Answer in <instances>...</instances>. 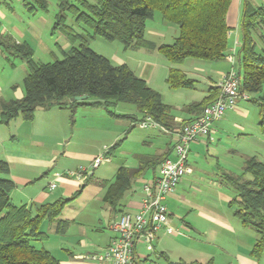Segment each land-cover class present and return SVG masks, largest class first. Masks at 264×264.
<instances>
[{
	"label": "trees",
	"instance_id": "1",
	"mask_svg": "<svg viewBox=\"0 0 264 264\" xmlns=\"http://www.w3.org/2000/svg\"><path fill=\"white\" fill-rule=\"evenodd\" d=\"M233 1L57 0L54 28H60L72 43L70 48L62 49V58L50 62L37 60L29 42L17 41L10 35L0 36V46L24 59L28 66L24 77L25 94L21 98L1 102L0 122L8 124L17 117L33 120L39 107H68L74 114L76 108L84 104L108 107L125 102L134 104L142 116H150L167 130H177L201 114L204 107L219 96L220 88L213 86L202 100L185 104L182 110L193 116L178 123L173 106L164 101L159 90L137 75L127 63L114 64L109 57L95 51L90 38L101 36L119 40L125 48L158 49L170 63L168 85L171 88H193L197 79L189 76L179 65L191 58L216 61L226 57L232 29L227 17ZM27 5L32 11L49 9L48 0H33ZM156 11L161 12L164 21L178 26V34L171 43L158 44L146 36L147 21L155 18ZM263 25L264 6L256 7L245 2L243 42L239 53L240 89L250 94L248 99L259 106L262 124L264 47L259 46L255 32ZM83 94L89 97L74 99ZM110 113L138 120L132 114H117L111 110ZM118 144H113L106 156ZM167 157H151V161H155L151 164L156 166ZM149 158L140 156L144 163L145 159L150 162ZM144 166L120 167L106 200L115 206L121 197L119 194L130 186L133 176L139 174ZM227 181L237 191L230 200V205H236V216L244 226L257 232L254 254L259 255L264 248V161L257 156L246 157L243 173H229ZM14 188L16 183L11 177V166L0 157V264H62L43 246L42 241L47 240L49 234L42 230V223L45 220L56 221L57 232L65 234L71 221L61 218L62 211L79 192L71 197L28 207L13 201L11 191Z\"/></svg>",
	"mask_w": 264,
	"mask_h": 264
},
{
	"label": "crops",
	"instance_id": "2",
	"mask_svg": "<svg viewBox=\"0 0 264 264\" xmlns=\"http://www.w3.org/2000/svg\"><path fill=\"white\" fill-rule=\"evenodd\" d=\"M8 1H10V3ZM16 1H20L22 3L21 5L25 8V11L29 12L34 17L39 16V14H35L36 11H32L28 8L27 4L33 0ZM12 2L13 0H0V36L10 35L17 41H20L17 39L15 34L11 33V29H13L14 24H12L10 28L9 26L4 25L2 22V20L5 18H16V16L13 15L15 14L16 10L12 5ZM245 2H250L256 7L264 6V0L233 1L232 6L228 10L227 20L232 29L229 35V47L227 50V55L224 59L208 61L191 58L179 65L189 76L196 78L198 82H202L206 86L204 90L205 96L208 95L209 89L213 86H216L228 71L233 68L240 70L239 53L243 42L242 19L244 15ZM39 19H42L41 16ZM157 19L164 21L162 17H157ZM162 21L161 25L165 26L166 21ZM33 26L34 21H32V27ZM168 26H170V24ZM170 28H173L174 30L177 28L178 30V26L172 25ZM18 29L17 30L19 31L20 35L24 36L25 33L23 30L20 27ZM162 30L164 31V27L159 28L158 25L149 26L147 21L146 36H160L163 34ZM255 36L259 46L264 47V25L261 26V28H257ZM24 41L29 42L26 39L20 42ZM156 42L158 44L164 43L162 40H158ZM151 50L154 52H159L158 49ZM0 51L2 54L6 55L5 52L7 51L2 46H0ZM230 56H232V59H230ZM168 67L169 73L170 64ZM157 69L158 68L156 67L151 69L149 68L147 69V72H149L151 77H153L154 74L157 73ZM142 77L151 83L150 76L144 74ZM10 89L14 90L12 91ZM24 94L25 89L19 84L15 86H11L5 82L3 83V86L0 84V116L2 101L21 98L24 96ZM89 100L93 101V99ZM246 100L247 101H243V99L240 98L236 106L229 109L224 117L214 124L212 130V139L202 138L191 144L189 161L193 170L191 173L185 175L182 178L176 190L170 193L165 200L170 213L171 230L169 231V227L164 226L153 239L151 248L143 243L137 244L136 250L139 254V264H202L206 261H203L202 258H196L195 255L201 251H207L208 254V251H210L211 248L218 247V244L214 241V239L217 238L218 233H220L221 226L218 224L216 225V223L213 221L208 222V226H200L197 222L192 220L186 221L185 218H182V221L179 222L177 219H175L176 215L174 212L170 210L168 200L170 197L171 199H179V197L182 196L188 202V207L194 206L196 215L198 217L204 218L208 221L213 219L212 215L207 211L211 210V208L203 204H199L200 207L193 205L191 200L186 198V196L182 193H186L185 189L192 190L191 188L194 177L202 176V172L200 171L199 167L200 165L194 166L191 161L199 164L197 160H200L204 154L206 157L207 153H211V150L214 151V149H211V146L214 142L217 144L215 148L216 150L218 146H222L225 143V135L228 134H226V130L223 127V120L231 118L235 119V117L236 119L239 118L246 121L249 120L248 117H250L253 109L251 107L252 105L248 104L250 100ZM106 110L110 112L109 108L103 104H84L78 106L75 110V113L73 114V118L75 116L76 119H74V121L71 120L74 125H72V128L68 130L67 126H69L70 115L72 114L71 109L68 107H39L35 111L33 120H24L22 117H17L8 124L0 122V157L5 158L11 166V177L16 183V188L11 191V196L16 204L33 207L35 205L55 201L62 197H71L76 192L81 193L85 190V186L90 182L89 176H95V168L88 170L87 177L85 179L69 175L67 174V171L78 170L80 167H83V164L78 165V163H92V161L95 159L96 156H94V152L88 154L86 158L84 153H82L80 150L82 146L90 145L95 148L101 147L108 152V149H110V147L113 145L112 144L109 147L106 145V142H103L105 143L104 146L103 143L99 144V136L101 134L103 135V132H109L107 129L103 130L101 125L103 121L106 123L109 120ZM184 113V115L175 114L178 123H181L184 119H189L193 116L192 113ZM122 114H129V112H124ZM130 114L136 116L138 121L145 117L142 116L139 111L138 113L130 112ZM80 120L82 121L79 122ZM85 124H87V126L99 124L100 129H91L92 132L86 131L84 130ZM105 125L108 128L107 123ZM87 126L86 128L88 129ZM235 126L237 129H239L238 131H242L243 135L249 134L248 123L244 124L236 122ZM130 127L131 129L133 128L132 125ZM139 128L148 131V135L146 137H148L149 140L144 139V141L146 143H150L152 149L143 153H135V159L133 160H131L130 157L126 159V156L118 155L119 158H121V162H117L118 164L114 168L113 176L95 177V183L101 185V190L104 191L102 199L110 205L108 207L106 219L103 225L97 226L90 224V226H87L81 221L75 220V218L70 219L62 217V219L70 220L71 225L65 234H60L56 230V221H54L55 223L53 224L52 221L49 220H45L42 223L43 226V224L45 225V223L47 224L48 222L49 226L51 227L50 231L52 232L45 230L42 227V230L49 234V238H51V235H54L60 240L55 248L46 246V240L43 242V246L50 250L57 258H59L62 264H98V260L92 258V256L103 252L112 238L115 236V231L111 226L112 222L115 219H118V217L125 211L135 212L139 209L142 199L145 196V191L143 188L144 184L153 182L155 176L159 172L161 163L153 166L151 163L155 161H151V157H160V159L162 157L163 159L165 155H168L169 157L173 156L174 143L177 138V132L181 128V125L177 130L174 131L164 130L155 126H139ZM84 131L87 132V134H84ZM223 131H225V134H223ZM159 133L163 135V138H156ZM95 134L99 136H96ZM237 136L238 135L236 134L235 137ZM113 137L116 139L118 136L114 134ZM241 150L247 154L246 157L257 156L264 161V154H262L264 152L259 153L246 147ZM114 151L115 150L111 151V153H114ZM111 153L109 154L110 160L106 162L113 161ZM80 155L86 159H77V157ZM142 155L150 157V162H147L146 159L145 163L142 162L140 160V156ZM190 155L193 156L192 160H190ZM211 156H213V154H211ZM71 159L77 161V164L70 165L69 161ZM142 165H145L143 170L139 174L133 176L130 186L121 194H119L121 197L119 198L118 203L113 206L108 200H106L105 197L111 186L115 185L116 175L119 168H139ZM46 175L51 176L50 182H47V180L44 179V176ZM52 183H56L54 188H51L50 186ZM179 186L181 189H179ZM191 249L195 250L196 252L192 253L190 251ZM53 250L59 252V254L56 255ZM249 250L246 248V250L240 251L235 255L229 251H225L228 259L231 257L234 259L231 260L229 264H256V261L252 258V255H250ZM190 255L192 257H189ZM208 258L209 259L207 262L209 264H215V256H210L209 254Z\"/></svg>",
	"mask_w": 264,
	"mask_h": 264
},
{
	"label": "rangeland",
	"instance_id": "3",
	"mask_svg": "<svg viewBox=\"0 0 264 264\" xmlns=\"http://www.w3.org/2000/svg\"><path fill=\"white\" fill-rule=\"evenodd\" d=\"M48 1L49 9L46 11L37 10L35 14H39V16L34 17L29 12L25 11V8L21 5L22 3L20 1L13 0L12 5L16 10L13 15H15L16 18L13 19V17H10L9 19L5 18L2 20L3 24L10 28L11 25L14 24L11 33L15 34L20 41L24 39L29 41L35 50L34 57L43 62H50L56 58H62V49H68L72 46V43L66 37L65 33L60 28H54L56 21L55 15L58 10L57 0ZM8 2L10 3V1ZM40 16L42 19H39ZM155 17V19L148 20L149 26L158 25L159 28L164 27V31L162 30L163 34L160 36L148 35L147 38L155 41L162 40L164 43L172 42L177 36L178 30L177 28L174 30L170 27L172 25L176 26V24L166 21L165 26L161 25L162 20L157 19V17H162L160 11H156ZM71 20L72 19L70 18L69 21L71 22ZM32 21H34L33 27ZM169 24L170 26H168ZM19 27L25 33L24 36L20 35L18 31ZM90 45L95 51L109 57L114 64H122L125 62L137 75L142 76L147 74V76H150L151 83L149 84L164 95V101L173 106L175 114L184 115L185 113L182 111V108L185 104L193 101H200L205 96L204 90L206 86L198 81L193 88H171L167 83L168 65L170 63L160 52H154L149 48H125L119 40H108L101 36L91 37ZM5 53L6 55L2 54L0 51V84L3 86V83L5 82L11 86L19 84L24 87V77L28 70L26 61L19 56H15L8 52ZM154 67L158 68L157 73L151 77L150 73L147 72V69ZM10 90L13 91L14 89ZM242 99L243 101H247L245 98ZM248 104L252 105L251 107L253 109L250 117H248L249 120L236 119V117L235 119L231 118L223 120V127L226 130V134H228L225 135V143L222 146H218L216 150L215 148L217 144L214 142L211 146V149H214V151L211 150V153H207L206 157L204 154L200 160H197L199 164L191 161L194 166L200 165L199 167L202 176L194 177L191 188L192 190L185 189L186 193L182 194L190 199L193 205L200 207L199 204H203L211 208V210H206L212 215L213 219L208 221L204 218L198 217L194 206L188 207V202L182 196H180L179 199H171L170 197L168 200L170 210L174 212L176 215L175 219L179 222L182 221V218H185L186 221L192 220L197 222L200 226H208V222L211 221L216 223V225L218 224L221 226L220 233H218L217 238L214 239L218 244V247L211 248V250L208 251V254L207 251H201L195 255L196 258H202L203 261H206L202 264H209L207 262L209 254L210 256H215V264H229V262L234 259L233 257L228 259L225 251H229L235 255L240 251L246 250V248L248 250L250 249L249 253L256 261V264H264V248L259 255L254 254L257 239L256 230L252 227H245L241 219L235 214L236 205H230V200L236 196L237 191L227 181V174L230 173L236 175L243 173L245 157L247 154L241 149L246 147L259 153L264 152V125L260 122V108L251 100ZM108 108L117 114H122L124 112H129V114L130 112L138 113L137 107L134 104L125 102L110 105ZM106 111L109 117V120L106 122L108 128L104 121L101 125L103 130L107 129L109 132H103V135L101 134L100 136L97 134L95 135L99 136V144L106 142V145L109 147L112 144L119 142L114 149V153H111L114 162L105 161V164L103 163L95 168V176L92 178L89 176L90 182L85 186V190L79 193L76 198L68 202L61 215V218H75V220L81 221L87 226H90V224L97 226L103 225L108 207L110 206L109 203L107 204V202L102 199L104 191L101 190V185L95 183V177L113 176L114 168L118 164L117 162H121V158H119L118 155L126 156V159L130 157V159L133 160L135 159V153H143L152 149L151 144L144 141V139L149 140L148 137H146L148 131L139 128L138 120L132 121L131 118L124 116L118 118L119 116L112 115L108 110ZM71 115L67 130L72 128V125H74L72 121L76 119L75 116L73 118V114ZM81 121L82 120L79 122ZM236 122L244 124L248 123L249 134L243 135L242 131H238L239 129L235 126ZM133 124H136V126L131 129L130 126ZM86 126L87 124L84 125V130L86 131L100 129L99 124L88 125V129ZM84 134H87V132L84 131ZM114 134L118 136L116 139L113 137ZM223 134H225V131H223ZM236 134L238 135L237 137H235ZM156 138L161 139L163 138V135L159 133ZM104 144L105 143H103V146ZM80 150L84 153L86 158L88 154L93 152L96 157L101 154H107V151L101 147L95 148L90 145H84ZM211 154H213V156H211ZM86 158L81 155L77 157L79 160H85ZM192 159L193 156L190 155V160ZM69 164H77V161L71 159ZM80 164H83L82 166H86V168L88 167L90 170L93 169L91 162L78 163V165ZM44 179H46L47 182H50L51 176L46 175L44 176ZM179 189H181L180 186ZM53 223L55 222L52 221V224ZM42 227L45 230H51L48 222L47 224L45 223V225L43 224ZM59 241V238L51 235V238H48L45 241V244L48 247L50 246V248H55ZM53 251L56 255L59 254V252L55 250ZM190 251L192 253L196 252L193 249ZM189 257L192 256L190 255Z\"/></svg>",
	"mask_w": 264,
	"mask_h": 264
},
{
	"label": "built area",
	"instance_id": "4",
	"mask_svg": "<svg viewBox=\"0 0 264 264\" xmlns=\"http://www.w3.org/2000/svg\"><path fill=\"white\" fill-rule=\"evenodd\" d=\"M232 59V56H230ZM219 96L206 105L196 118L186 122L177 132L173 147V156L165 158L153 182L145 183V196L135 212L125 211L111 226L115 231L108 246L103 252L93 255L98 264H139L137 244L143 243L152 247V241L164 226L170 229V213L166 197L174 192L182 178L191 173L193 168L189 161L190 146L202 138L212 139L214 124L222 119L226 112L234 108L240 98L248 99L249 95L240 89L239 70L228 71L218 82ZM138 126H155L167 130L156 123L150 116L138 121ZM110 160L106 154L95 157L92 168ZM89 168L80 167L67 174L85 179ZM51 188L56 186L52 183Z\"/></svg>",
	"mask_w": 264,
	"mask_h": 264
},
{
	"label": "water",
	"instance_id": "5",
	"mask_svg": "<svg viewBox=\"0 0 264 264\" xmlns=\"http://www.w3.org/2000/svg\"><path fill=\"white\" fill-rule=\"evenodd\" d=\"M89 97L88 94H83V95H77L74 97V99L76 100H84V99H87Z\"/></svg>",
	"mask_w": 264,
	"mask_h": 264
}]
</instances>
